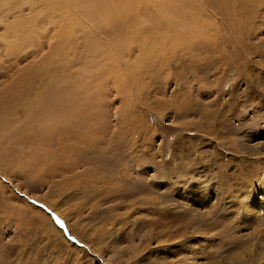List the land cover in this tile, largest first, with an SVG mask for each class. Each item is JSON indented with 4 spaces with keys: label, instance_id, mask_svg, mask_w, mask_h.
<instances>
[{
    "label": "rangeland",
    "instance_id": "obj_1",
    "mask_svg": "<svg viewBox=\"0 0 264 264\" xmlns=\"http://www.w3.org/2000/svg\"><path fill=\"white\" fill-rule=\"evenodd\" d=\"M134 3L69 27L56 79L89 114L81 152L0 150V264H264V0ZM42 52L0 98L68 63Z\"/></svg>",
    "mask_w": 264,
    "mask_h": 264
},
{
    "label": "bare ground",
    "instance_id": "obj_2",
    "mask_svg": "<svg viewBox=\"0 0 264 264\" xmlns=\"http://www.w3.org/2000/svg\"><path fill=\"white\" fill-rule=\"evenodd\" d=\"M134 1L136 0H0V11L4 18H6L3 27L6 33L3 34L2 32L3 40H0V47L5 48V50L1 51V55H5L6 58L10 57L5 60L4 64L0 63V72L3 70L8 72L7 67H11L12 69L16 68L17 64L22 63L23 58L29 55L33 57L34 55H41L43 49L47 45L52 47V52L49 57L50 60H59L62 55H57L61 52L64 53L63 59L68 62L62 63L61 65L59 64L60 66H52L53 68L47 76H39L28 80L19 92H12L0 98V105L2 106L0 108V150H3L5 147V149L11 147V137L15 142L24 144L26 141L30 144L39 145L41 148L45 146L47 149L48 147H52L53 144L69 149V145L73 140H75L76 143H80L77 141L78 138L82 139L81 142L87 139L85 136L89 134V130L87 131L85 129L87 126L86 122H88L86 118L89 114H82V111L81 113L76 110L79 107V102L74 100L73 93H71V90L68 88L69 84L59 85V79H56V74L58 75V69L60 67L66 70L71 66L70 51L73 28L69 27L72 26L73 21H77L76 25H78L79 22L90 26L91 22L86 21L88 17L92 19L94 17L95 22L99 21L100 24H104L103 27H107L102 19L110 16L119 21V16H114L118 14L116 10H119V6L122 7L123 13L130 16L133 13L137 15L139 7ZM27 9L30 15L26 16L25 19V11ZM113 12H115L114 15ZM166 14V12H159L156 17L162 19ZM13 18L15 19L10 20ZM110 19L108 17L107 21H110ZM54 20H57L58 24L56 23L57 21ZM158 22L162 23L163 20L157 21V23ZM65 24H67L66 27ZM51 25L54 26L50 27ZM98 27V29H101L100 26ZM93 28L94 27H91V29ZM65 47H67V49ZM39 58L40 60L38 62L40 63L48 60L43 56ZM45 66H50V64H45ZM45 66L42 70L46 73L49 68ZM36 73L40 75V72L37 71ZM86 75L91 80L95 77L93 76L92 78L88 73ZM17 80L16 88L18 84L23 82V78L19 77ZM91 86L94 87L92 84ZM79 91L80 90H78V92ZM75 98L79 97L77 96ZM92 98H94V96ZM80 99H82V97ZM26 103L31 105V108L26 111L24 120H20V117L16 116L15 113L16 111L18 112V110L21 111L22 106ZM1 118H4L3 120L7 119L5 120L6 123H3ZM17 121L19 122L17 123L18 126L10 124ZM94 141L93 144L99 143L96 139ZM71 146L74 145L71 144ZM77 147L80 148L78 145ZM77 147L74 146V148H71V152H81ZM80 149L82 150L83 148L81 147ZM45 152L47 153L48 151Z\"/></svg>",
    "mask_w": 264,
    "mask_h": 264
}]
</instances>
